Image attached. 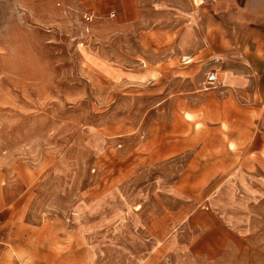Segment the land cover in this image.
<instances>
[{
	"label": "rangeland",
	"instance_id": "374dc122",
	"mask_svg": "<svg viewBox=\"0 0 264 264\" xmlns=\"http://www.w3.org/2000/svg\"><path fill=\"white\" fill-rule=\"evenodd\" d=\"M85 18L46 12L39 22L0 0V221L23 231L22 264H96L88 248L127 232L114 221L160 167L179 177L164 181L170 196L197 200L214 183L198 168L239 162L242 124H264V79L249 97L220 82L253 59L240 45L186 52L176 21L118 34L112 15ZM259 209L264 219V197Z\"/></svg>",
	"mask_w": 264,
	"mask_h": 264
},
{
	"label": "crops",
	"instance_id": "0c3cea01",
	"mask_svg": "<svg viewBox=\"0 0 264 264\" xmlns=\"http://www.w3.org/2000/svg\"><path fill=\"white\" fill-rule=\"evenodd\" d=\"M10 2L39 22L46 12L54 22L62 14L98 20L112 15L108 23L118 34L128 28L135 34L140 21L152 29L158 23L176 21L180 26L178 46L183 51L227 52V47L240 45V51L253 58H242L239 70H224L220 76L223 85L240 88L249 97L248 85L261 84L264 79V0ZM261 95L264 97V88L258 99ZM236 147L240 149L239 162L233 157L225 161L212 158L205 163L207 168H201L203 172L198 168L201 176L207 175L214 183L212 190L197 200L170 196L164 181L179 177L164 176L163 167L158 169L162 173L158 179L136 187L124 221L113 224L127 232H114L112 238H100L98 246L88 248L96 264H264V219L259 209L264 197V157H249L250 150L264 154V124L253 132L242 124ZM161 163L152 160L150 165ZM147 176L144 172V178ZM14 231L0 221V264H22L15 240L23 238V231Z\"/></svg>",
	"mask_w": 264,
	"mask_h": 264
},
{
	"label": "built area",
	"instance_id": "2783aa9c",
	"mask_svg": "<svg viewBox=\"0 0 264 264\" xmlns=\"http://www.w3.org/2000/svg\"><path fill=\"white\" fill-rule=\"evenodd\" d=\"M85 19L89 20L90 18L86 17ZM217 81H218L217 73L215 71L208 72L206 77H205V86H206L205 88H206V90L213 89L214 86L216 85Z\"/></svg>",
	"mask_w": 264,
	"mask_h": 264
}]
</instances>
